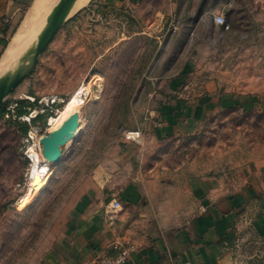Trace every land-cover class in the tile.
Returning a JSON list of instances; mask_svg holds the SVG:
<instances>
[{"label":"rangeland","instance_id":"374dc122","mask_svg":"<svg viewBox=\"0 0 264 264\" xmlns=\"http://www.w3.org/2000/svg\"><path fill=\"white\" fill-rule=\"evenodd\" d=\"M92 1L64 18L31 72L4 100L10 113L19 100L36 105L19 118L30 126L27 136L9 114L0 118V264H42L63 233L68 207L92 185L100 164L112 176L115 191L127 183L138 185L155 222L176 226L198 212L191 179L233 190L250 170L264 165V111L259 106L220 108L188 135L155 140L144 131L158 95L190 59L196 36L189 35L184 44L173 25L129 39L125 26L130 19L123 20V30L96 18L75 21ZM61 2L43 17L39 37ZM215 2L218 8L207 16L224 14L229 30L215 33L218 51L201 67L194 66L202 73L186 86L203 81L204 90L211 76L225 93L264 98V0H205L201 5ZM33 3L10 32L3 52ZM83 84L90 91L79 108V132L61 148L59 162L38 164L39 182L48 180L45 187L34 188L32 153H42L40 137L50 132ZM46 109L53 116L32 125L34 110L41 114ZM125 131H139L140 143L127 141ZM121 203L126 207L127 202Z\"/></svg>","mask_w":264,"mask_h":264},{"label":"crops","instance_id":"0c3cea01","mask_svg":"<svg viewBox=\"0 0 264 264\" xmlns=\"http://www.w3.org/2000/svg\"><path fill=\"white\" fill-rule=\"evenodd\" d=\"M31 1L0 0V50ZM204 2L93 0L75 18H96L106 25L118 23L122 30L123 20L130 19L125 26L130 30L129 39L164 27L170 30L173 25L179 28L184 44L189 42V35L196 36L190 59L160 92L149 113L152 119L147 118L144 131L155 140L192 134L220 108L238 105L250 110L259 106L264 111V98L225 93L211 76L201 94L188 100L175 97L177 90L183 91L191 80L197 81L195 77L202 72H196L194 66L201 67L212 59L219 47L215 33L225 32L207 16L218 8L217 2L201 5ZM155 121L161 126L155 127ZM130 147L126 146L128 151ZM111 177L103 164L98 165L92 185L68 207L63 233L42 264H95L102 252L115 256L112 244L121 240L136 248L124 264H264V165L250 170L233 190L201 178L191 179L189 191L198 212L178 226L176 222H155L141 188L134 183L119 189V199L127 205L108 217L105 208L115 191ZM238 241L248 248L245 256L236 250Z\"/></svg>","mask_w":264,"mask_h":264},{"label":"bare ground","instance_id":"6f19581e","mask_svg":"<svg viewBox=\"0 0 264 264\" xmlns=\"http://www.w3.org/2000/svg\"><path fill=\"white\" fill-rule=\"evenodd\" d=\"M56 1L57 0H34L33 5L24 17L23 21L19 25L17 31L11 38L5 51L0 57V80L2 78L11 76L16 71L27 69L30 66L35 45L39 38L40 23L45 14L54 6ZM88 2L89 0H72L65 11L64 18L71 16L79 8L85 6ZM30 51L31 53L29 54ZM89 91L90 85L83 84L73 93L70 99L65 103L64 108L59 113L58 117L54 119V123L50 132L58 129L71 114L79 113V108L83 105L85 99H87L86 97L89 95ZM36 114L37 110H34L33 116L35 117ZM79 126L80 118L78 127L76 128L73 135L74 137L77 136L79 132ZM71 140L73 139H70L66 144H68ZM32 158L35 163L32 186L37 189L39 187L43 188L46 186L48 179L46 178V180L42 183L39 182L38 172L40 167L38 164L40 162L50 164L52 161L45 159L42 153L38 152H33ZM47 170L48 168H46V171Z\"/></svg>","mask_w":264,"mask_h":264},{"label":"water","instance_id":"95a60500","mask_svg":"<svg viewBox=\"0 0 264 264\" xmlns=\"http://www.w3.org/2000/svg\"><path fill=\"white\" fill-rule=\"evenodd\" d=\"M72 0H62L60 5L53 11L48 20V26L36 42L30 66L27 69L16 71L11 76L0 80V107L5 98L16 89L35 66L38 57L51 41L55 33L60 29L68 18L64 19L65 11ZM79 124V113H73L63 124L53 132H48L40 137L42 155L45 159L57 163L61 160L62 147L73 139L74 132Z\"/></svg>","mask_w":264,"mask_h":264},{"label":"built area","instance_id":"2783aa9c","mask_svg":"<svg viewBox=\"0 0 264 264\" xmlns=\"http://www.w3.org/2000/svg\"><path fill=\"white\" fill-rule=\"evenodd\" d=\"M211 17L213 23L216 26L223 27L224 30H229V25L226 17L222 13H212ZM203 84V81H199L194 84V86H185L183 88V91L175 92V97L187 100L191 99L202 93ZM159 126H161V122L157 124V127ZM123 135L127 141L133 142L135 144H139L141 141V133L139 131H125ZM120 210H122V203L118 197V192L114 191L112 193L111 201L106 205L105 212L108 217H112ZM235 247L239 254H242L243 256L246 255L245 253L246 251H248V248H246V246H243L242 242L236 243ZM112 248L116 251L115 256H109L105 252H102L98 254L97 258L95 259V264H124L128 260L130 254L136 249L134 244L126 243L122 240L115 241L112 244Z\"/></svg>","mask_w":264,"mask_h":264},{"label":"trees","instance_id":"16d2710c","mask_svg":"<svg viewBox=\"0 0 264 264\" xmlns=\"http://www.w3.org/2000/svg\"><path fill=\"white\" fill-rule=\"evenodd\" d=\"M6 43H7V40H5L2 43L0 55L2 54L1 52H3V49L5 48ZM15 104L16 106L14 108V113H10V110H7L8 103L4 102L3 105L0 107V118H3L7 114H9V118L12 119V121H14L17 124L18 128L21 130L22 135L27 136L30 126L25 122H20L19 118L23 116H28L31 113V111L34 109L36 104L30 103L28 100H19L15 102ZM52 116H53L52 112L49 109H46L43 113L41 114L39 113L34 118H32L31 124L35 125V123L41 122V121L45 123V120Z\"/></svg>","mask_w":264,"mask_h":264}]
</instances>
